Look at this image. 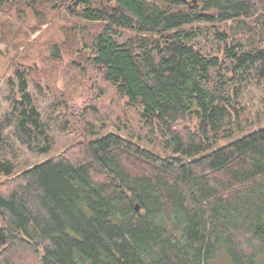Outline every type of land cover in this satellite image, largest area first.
<instances>
[{"label":"trees","instance_id":"obj_1","mask_svg":"<svg viewBox=\"0 0 264 264\" xmlns=\"http://www.w3.org/2000/svg\"><path fill=\"white\" fill-rule=\"evenodd\" d=\"M251 1L201 0L200 9L179 0L70 5L82 20L103 24L91 61L141 109L166 154L108 133L86 142L83 161L60 154L16 176L2 155L0 123V264H17L24 251H38L40 264H264V125L246 133L233 120L246 86L264 83V17L246 24ZM229 21L231 43L215 33L225 59L195 46L204 34L194 25ZM238 30L260 45H243ZM122 31L132 34L123 41ZM9 82L23 144L48 155L54 140L28 77L17 70ZM188 119L196 129L182 133Z\"/></svg>","mask_w":264,"mask_h":264},{"label":"rangeland","instance_id":"obj_2","mask_svg":"<svg viewBox=\"0 0 264 264\" xmlns=\"http://www.w3.org/2000/svg\"><path fill=\"white\" fill-rule=\"evenodd\" d=\"M76 1L55 0L29 5L25 0H8L0 8V123L7 141L2 155L14 162L16 176L60 154L75 162L83 161L86 142L93 136L108 133H117L155 154H166L158 134L144 122L141 109L129 106L115 86L106 82L93 65L90 46L103 24L84 21L71 13L69 7ZM90 1L99 3V0ZM159 1L166 3L165 0ZM195 1L182 7L192 5L200 9L201 0ZM252 2L254 15L246 24L256 27L264 17V0ZM193 27H198L204 34L195 46L206 56L225 59L224 44L215 33H226L231 43L234 21L215 25L201 23ZM121 33L123 41L132 34L128 31ZM236 38L245 46L251 43L260 45L259 38H252L244 30H238ZM17 70H23L28 77L30 93L54 140L48 155L29 150L16 127L11 105L14 90L9 80L15 79ZM238 108L239 118L236 114L233 118L237 131L243 129L247 133L263 126L264 83L252 81L246 86ZM196 123L195 119H188L180 124L179 129L182 133L192 132ZM12 184L3 179V192H11L14 189ZM1 226L4 224L0 218ZM15 260L17 264H40V254L38 251L35 254L24 251Z\"/></svg>","mask_w":264,"mask_h":264},{"label":"water","instance_id":"obj_3","mask_svg":"<svg viewBox=\"0 0 264 264\" xmlns=\"http://www.w3.org/2000/svg\"><path fill=\"white\" fill-rule=\"evenodd\" d=\"M179 1H182V2H184V3H188L189 5H190V2L192 1V2H196L195 0H179ZM191 7H192V5H191Z\"/></svg>","mask_w":264,"mask_h":264}]
</instances>
